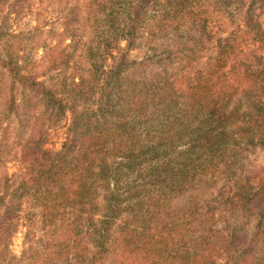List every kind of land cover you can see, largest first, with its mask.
<instances>
[{
  "label": "trees",
  "instance_id": "obj_1",
  "mask_svg": "<svg viewBox=\"0 0 264 264\" xmlns=\"http://www.w3.org/2000/svg\"><path fill=\"white\" fill-rule=\"evenodd\" d=\"M188 1L170 0L167 2L170 8L158 15L155 25L158 32H151L149 36L154 39L159 33L163 39L159 45H165L166 54L154 55L155 62L153 59L149 64L146 62L149 66L143 71L141 83L129 80V74L122 77V64L108 72L106 86H102L103 95L91 106L92 112L98 115L92 118L93 129H81L77 139L71 144L65 143L59 152L44 151L41 161L22 162L27 166L21 169L19 182L17 175L15 181L7 175L2 177L0 264L3 258L11 256L7 243L19 215L39 224L41 231H49L51 226L61 228L59 245L46 239L29 252L37 264L62 263L69 259L72 249V261L68 264H86L85 261L87 264H264V169L261 166L252 167L247 174L244 171V153L264 150V27L254 9L255 5L264 8V0H215L213 5L218 3L223 15L227 14L232 29L216 39L211 36L207 19H202L200 14L206 10L196 13L186 4ZM153 2L139 0L133 4L134 15L125 33L129 44ZM211 6L208 4L206 9ZM3 37L7 36L2 32L0 42ZM115 42L110 49L106 46L104 52L110 50L111 53ZM167 42L176 43V47L167 48L170 44ZM161 48L153 49L156 52ZM259 51L263 55H259ZM66 63L64 57L54 60L49 71H62ZM98 74L96 70L95 83H100ZM39 76L32 71L25 72L13 54L1 49L0 125L5 119L6 123H11L22 115L28 118L36 100L44 108L38 118L46 115L55 118L52 113L64 115L69 109L71 129L78 130V110L69 100L75 95L88 94L86 80L81 77L76 83L72 79L59 89L40 80ZM93 86L99 92L98 86ZM121 100L127 106L128 117L135 123L156 114L181 129L169 141L159 135L157 141L150 144L145 135L144 142L133 143L139 146L137 150L123 147L127 142L117 130L125 129V136L134 135L128 118L121 115L116 121L112 119L110 123L117 128L108 133L104 130V125L110 121L108 114H114L113 107ZM34 124L37 130L30 135L31 139L45 131L41 124ZM158 132L166 133L162 129ZM186 136L187 150L199 149L198 160L205 166L200 171L207 174L204 170L210 168L212 173L210 177L198 176L201 188L191 191L178 207L171 208L174 196L167 204L165 192L177 194L184 188L186 192L194 189L185 168L175 170V175L181 176L171 181L166 169L154 165L148 172L141 166L149 159L159 161ZM71 148L78 150L76 155ZM110 150L114 162L127 160L124 165L129 171L139 169L141 185L146 187L148 183L158 188L157 192L137 189L129 176L124 179L126 199L118 190L110 189L113 180L117 188L122 182L121 178L111 179L108 175ZM2 162L0 157V164ZM90 175L92 181L88 182ZM100 180L104 181L103 185L99 184ZM220 181L223 185L216 191L220 198L212 202L217 207L227 205L229 218L221 221L216 214L217 207L207 209V204H203L202 194V189L211 190ZM232 182L236 183L233 187L237 191L230 196ZM101 187L106 193L98 196L96 193ZM147 193L145 200L143 196ZM225 195L228 202L223 200ZM132 198H136V203L126 202ZM100 205L103 217L96 220L94 210ZM137 210L142 213L138 214ZM86 211L85 219L78 217ZM128 212L130 215L125 216ZM138 217H142V225ZM80 219L86 229V245L82 240L75 242L76 232H83L77 224ZM69 239L74 242L71 244ZM81 244L83 247H78ZM222 258L224 262L220 263Z\"/></svg>",
  "mask_w": 264,
  "mask_h": 264
},
{
  "label": "rangeland",
  "instance_id": "obj_2",
  "mask_svg": "<svg viewBox=\"0 0 264 264\" xmlns=\"http://www.w3.org/2000/svg\"><path fill=\"white\" fill-rule=\"evenodd\" d=\"M138 1L139 0L0 1V35L3 32L6 33L7 36L5 38L3 37L0 42V51L3 48L6 49V51L13 54V58L23 67L25 72L32 71L35 74H39L40 80H45L49 85H56L59 89H62L63 85L69 84L72 79L78 83L82 77L86 80V88L88 89V91H86L88 92L87 95H75L74 98L69 100L71 104H76L78 110V130L71 129L72 118L69 109L66 110V114L64 115L52 113L55 118L49 117L48 115L38 118L39 111L44 108L41 104L37 103L36 100L32 104L34 108L31 110L32 113L28 118L22 115L11 123H6L8 122L7 119L3 121L0 125V157L3 160L0 164V183L2 177L6 175L11 177L14 181L17 175V178L19 177L17 181L19 182L20 177H22L21 169L26 167L28 163H32V161L38 159L39 161L43 160L44 151L59 152L62 150L65 143L71 144L70 142L77 139V134L80 133L81 129H93L92 118L94 119L98 115L97 112H92L93 109H91V106H94L99 98L102 97V86H106L105 79L108 76V72L122 64L121 76L129 74V80H133L135 83H141L139 81L144 77V69L149 66L148 64L151 59H153L154 62L155 59H157L154 55H159L160 53L166 54L164 52L165 45H159L163 41L159 33H157V36L153 35L155 37L154 39H151L149 33L158 32L155 28L157 17L170 8V6L167 5V2L170 0H153L154 2L151 5V10L146 14L142 25L137 28L138 33L136 37L130 41V44L125 40L127 39L125 33L132 20L131 17L134 15L133 4ZM214 2L215 0H190L186 4L193 7L196 13L206 10V13L201 12L200 14L203 17L202 19H207V25L209 30H211V36L213 39H216V37L220 35L225 36L232 29L230 21L226 16L227 14L223 15L224 12L219 9V4L216 3L213 5ZM208 4L212 6L206 9ZM254 9L255 12H257L259 21L264 27V8L255 5ZM183 17L185 20L187 16L184 15ZM114 41L116 42L113 44L114 48L111 49V53L110 50L109 52H104L106 46L110 49ZM167 43H170L167 46L169 49H173L174 46L176 47V43ZM7 45L11 46L6 47ZM156 46L162 48L155 52L153 48ZM258 53L259 55H263L261 51ZM199 56L200 53L198 54V58ZM63 57L67 59L66 67L62 69V71H49L52 68V61L54 62V60L62 59ZM203 57L204 59L207 57L205 50ZM147 61L148 64L146 63ZM97 63L102 66L99 67ZM93 69L98 70L100 83H95L93 81L95 76L94 72H96V70ZM45 71H47V73L49 71V73L46 75L43 74ZM93 85L98 86L99 92H97V89ZM69 89L72 90V85H69ZM89 96H91L90 99H88ZM122 96L124 97L125 95L122 94ZM86 99H88V102L85 103ZM125 109H127V106L124 105V101H117L113 107L114 114H108L107 117L110 118V121L104 125V130H107L108 133L109 130L114 131L115 128H117L114 123H110L112 119L116 121L121 115L128 118L127 121L130 123L134 135L125 136V129L119 128V130H117L122 138L124 136L123 139L127 142L122 144L123 147L137 150L139 146H134L133 143L137 140L144 142L145 135L149 138L150 144L156 142L159 135L163 137L165 141L166 139L169 141V139L175 136V133L181 129L178 125H174L171 120L164 116L157 117L156 114L154 116H147L146 120L140 118L142 121L135 123L128 117L129 112L126 113ZM34 123L41 124L45 131L42 134L36 133L31 139L30 135L37 130ZM160 129L166 133L159 134L160 131L158 132V130ZM187 148L188 143L186 136L183 139H179L175 149L170 151L167 155L160 157L159 161L156 162L155 160L149 159L143 162L141 166L142 168H146L148 172L149 168H154V165L160 166L167 170L168 178H171V181H175L176 178H180L181 176L179 174L175 175V170L177 171L179 168H185L184 171L189 175L188 181L189 183L191 182V185H194V189H189L188 192H186L187 188H184L181 193L177 194L174 191L165 192L166 195L164 199L167 204L170 198L174 196L171 199V208L178 207L180 202L185 200L191 191L196 192V190L201 188L198 184L200 179L198 176L206 175L210 177L212 173V169L210 168L204 170L207 174L200 171L202 168H205V166L202 161L198 160L200 154L199 149L196 148V151L192 152L188 151ZM71 150L74 155L78 152V150L74 148H71ZM32 155H35V157ZM244 155H246L244 166L246 174L251 171L252 167L257 168L262 166L264 169V150H259L256 153L245 152ZM107 157L109 162L108 175L110 178L117 177L122 179V182L118 184L119 188H117L113 180L110 189L118 190L119 194L123 195L126 199L127 195L125 193L127 189L125 188L124 179L129 176L137 189H145L147 192H157L156 189L158 188H152V185L148 183L146 187L141 185L142 180L139 176V169L136 168L129 171L124 165L127 160L119 159L114 162V154L111 150L107 154ZM24 161L27 164H21ZM162 174H164V172H162ZM217 175L218 174H216V176ZM87 181H92L91 175ZM103 183L104 181H99L100 185H103ZM189 183L186 184V187ZM235 184V182H232L229 186L233 187ZM222 185L223 181H220L217 186L211 190L202 189V194L204 196L203 204H207V209L217 207L213 205L212 200H219L220 195H217L216 191ZM98 189L99 191L96 193L98 196L106 193L103 187ZM236 191L237 188L233 187L229 195L232 196ZM147 195L148 193L143 196L145 200H147ZM162 200L163 198L161 196V202ZM223 200L227 201V195L223 197ZM130 201L136 203V198L126 200L127 203ZM161 202L156 206H159ZM4 207L5 206H3V209H5ZM32 207L38 208V206ZM89 207L90 206H87L86 209H89ZM100 207L101 205L94 210L96 220L103 217V212ZM226 207V204L217 207L216 214L220 221L224 218L225 220L229 218ZM68 208L70 207L68 206ZM104 213H106V210ZM137 213L140 214L142 212L137 210ZM129 215L130 212L125 216ZM87 216V211L78 215V217H82L83 219ZM70 219H72L71 216ZM137 219L142 220V217H138ZM81 222L84 221L80 219L77 221V224L81 225L80 227L83 232H76L75 242L82 240L86 245L84 240L86 229ZM143 223L142 220L140 225ZM40 227L39 224H34L33 221L30 222L24 219V216L19 215L8 243L7 241L5 242V245L7 243L8 249L11 252V256L3 258L2 264H37L38 261H35V257L31 258V253H29L32 249L36 248L38 244L42 245L46 239H52L58 245L61 243V240H59V231H61V228L51 226L49 231H41ZM118 228L119 227H117V229ZM70 241L72 244L74 239ZM78 247H83V244ZM73 252L74 249H72V251L69 250V259L57 264H68V261L71 262V253L73 254ZM219 262L223 263L224 258L219 259ZM85 263L87 264V261H85Z\"/></svg>",
  "mask_w": 264,
  "mask_h": 264
}]
</instances>
